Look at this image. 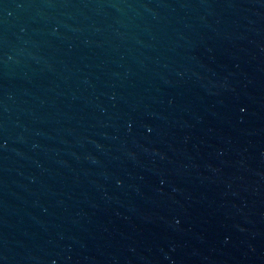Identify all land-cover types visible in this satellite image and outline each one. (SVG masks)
<instances>
[{
	"label": "water",
	"instance_id": "95a60500",
	"mask_svg": "<svg viewBox=\"0 0 264 264\" xmlns=\"http://www.w3.org/2000/svg\"><path fill=\"white\" fill-rule=\"evenodd\" d=\"M0 264H264V0H0Z\"/></svg>",
	"mask_w": 264,
	"mask_h": 264
}]
</instances>
